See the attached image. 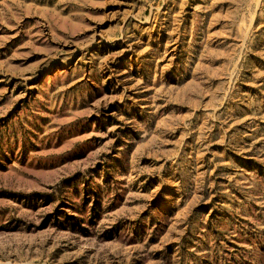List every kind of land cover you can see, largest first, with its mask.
I'll list each match as a JSON object with an SVG mask.
<instances>
[{"label":"rangeland","instance_id":"rangeland-1","mask_svg":"<svg viewBox=\"0 0 264 264\" xmlns=\"http://www.w3.org/2000/svg\"><path fill=\"white\" fill-rule=\"evenodd\" d=\"M0 264H264V0H0Z\"/></svg>","mask_w":264,"mask_h":264}]
</instances>
